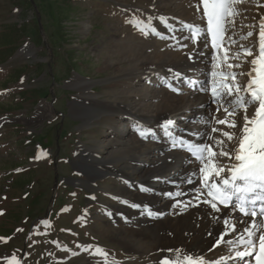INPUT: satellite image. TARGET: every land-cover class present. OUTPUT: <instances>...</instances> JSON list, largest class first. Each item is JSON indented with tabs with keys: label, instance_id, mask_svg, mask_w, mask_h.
<instances>
[{
	"label": "rangeland",
	"instance_id": "obj_1",
	"mask_svg": "<svg viewBox=\"0 0 264 264\" xmlns=\"http://www.w3.org/2000/svg\"><path fill=\"white\" fill-rule=\"evenodd\" d=\"M156 1L0 0V264L149 261L150 255L126 249L129 230L147 234L151 223L144 219L147 210L142 204L124 194L133 186L118 172L143 164H130L126 151L119 150L131 138L148 146L172 143L162 129L153 133L147 123L143 129L153 135L142 138L136 119L125 109L133 102L148 104L156 89L177 95L187 88L173 91V83H164L163 76L143 80L131 66L140 64L154 45L188 58L199 44L207 43L204 38L184 39L191 36L184 24H206L203 5L197 12L199 0H173L162 7ZM233 8L239 13L235 27L229 26L235 43L225 37L224 47L218 41L213 55H208L212 60L206 66L204 87L210 93L212 86L220 88L221 73L248 72L251 65L243 61L253 57L246 56L240 45L251 47L254 54L258 50L264 0H240ZM145 26L161 35H143L138 27ZM13 30L21 32L13 36ZM248 32L253 36L240 39ZM180 43L186 47L180 48ZM130 50L136 58L128 54ZM237 52L241 58L232 59ZM229 63L241 67L229 68ZM248 80L247 75H237L239 84ZM241 95L247 98L243 91ZM210 98L212 122L215 117L242 124L223 109L216 115L217 105L211 94ZM239 117L242 120L243 115ZM175 126L184 132L187 123L179 120ZM212 127L239 131L218 123ZM212 134L227 142L221 132ZM90 162L99 163L100 172L90 169ZM163 198L158 199L159 207ZM176 206L181 208V203ZM179 212L170 210L159 221L180 216Z\"/></svg>",
	"mask_w": 264,
	"mask_h": 264
},
{
	"label": "bare ground",
	"instance_id": "obj_2",
	"mask_svg": "<svg viewBox=\"0 0 264 264\" xmlns=\"http://www.w3.org/2000/svg\"><path fill=\"white\" fill-rule=\"evenodd\" d=\"M170 1L173 0H157L156 2L162 7L170 3ZM185 43H180V48H183V45H186ZM205 45L199 44L191 59L189 58L190 56L184 58L179 56L181 54L162 52L159 50L160 47L157 48L154 45L155 47H152L151 50L148 49L149 51L142 57L140 64L131 66V60L127 62L131 68L136 70L138 76L143 77V80L155 76H163L164 83H173V88L179 89V91H181L182 87L187 88V90L182 89L177 95H170L163 90L156 89L151 91L148 104L141 106L139 103H130L133 107H126L125 113L132 115L140 128H146L147 124H149L151 126L150 130L154 133V131L162 129L161 124L165 120L171 119L175 122V125L179 120H182L186 121L187 128L184 132H181L182 129L179 126L178 128L175 126L176 133L178 132L177 136L192 144L211 142L202 139V137L208 136L209 133L210 135L212 134L211 125H215V122L208 118L211 108L207 102L208 99L211 102V93L208 91L209 93L206 96H201V90L194 89L186 83L187 79L198 80L201 82V86L204 87L206 66L212 60L208 57L212 51ZM128 54L132 58H136L131 50L128 51ZM174 73H181L183 79H173ZM89 102L91 103L92 101ZM115 104L113 103L112 107H115ZM248 111L249 114L252 112ZM238 118H240L239 116L237 120L243 123ZM216 135L212 134L211 136L224 139ZM131 139L125 142L123 145L125 147L123 149L119 148V151H126L124 157L129 158L130 164H143V167L132 168L130 171L120 168L117 171L124 178H127L133 186L130 191H124V194H127L128 198L135 202L142 204L143 208L147 210V219H144L146 223H151V225L148 226L147 234L138 229H130L132 236L130 240L125 242L126 249L134 253L150 255L149 261L144 264H159V261L164 258H168L170 262H175V264H187L185 256L218 260L221 255L225 257L233 256L237 250H240L239 247H233L230 252L224 245L214 247L217 237L222 234L224 229V221L231 217L233 222H235L240 217L229 209L220 206L218 207L221 208V212L214 213L210 205L200 203V201L205 199L210 200L211 197L207 195V192L200 184L201 177L198 172L200 164L193 160L187 149L181 150L179 146L166 145L161 143L162 141L148 146L141 140ZM224 140L226 141V139ZM148 163L150 164L146 168ZM98 164L90 162L88 167L94 172H98ZM193 172H197V175L193 177L194 182L191 184L186 183V177ZM141 185L151 191H141ZM195 189H200L202 192L199 199H193L196 195ZM168 193L173 195L169 196L167 195ZM178 193H183V195H176ZM160 197H164L162 207L158 206ZM177 201H181V208L173 207V204L177 205ZM170 210L175 212L180 210V216L174 214L166 222L163 220L159 221V218L163 215L165 216ZM149 213H156L157 215H150ZM175 228H179V232L175 231ZM232 238L234 237L231 235L225 237V239ZM222 264H240V262L228 259Z\"/></svg>",
	"mask_w": 264,
	"mask_h": 264
},
{
	"label": "snow or ice",
	"instance_id": "obj_3",
	"mask_svg": "<svg viewBox=\"0 0 264 264\" xmlns=\"http://www.w3.org/2000/svg\"><path fill=\"white\" fill-rule=\"evenodd\" d=\"M237 2L240 0H199L196 5L197 12L203 5L202 15L206 18V26L184 24L183 29L191 32V36L184 37V39H193L194 42H198L200 38H204L207 43L212 44L213 48H217V41H219L220 47H224V39L227 37L228 41L234 44L235 41L229 35V26L235 27L234 17L239 13L233 8V5ZM159 20L166 28L172 30V26L168 25L165 17H160ZM138 31L145 36L149 34L161 35L154 27L150 26L138 27ZM209 36L210 40H208ZM251 36H253V32H248L240 39H247ZM240 48L246 56L253 57L250 61H243L251 65L248 72L239 74L230 72L226 75L221 73L220 88L213 87L211 89L212 102L217 105L216 115L220 113L221 109L230 118L238 117L243 112L242 124L231 119L215 120V117L214 122L225 125L229 129L238 128V132L221 131V129L212 127L211 132H221V135L227 138V142L224 139L208 135L202 139L211 142L192 144L183 140L182 137L174 135L175 122L173 120L168 119L161 124L162 130L167 134L172 145L186 147L192 158L200 164L198 169L201 177L200 184L207 195L211 197L210 200L205 199L200 203L210 205L214 213L221 212L218 204L222 205L240 217L235 222L231 217L224 221L222 234L217 237L214 245V247L224 245L230 252L233 247H239L240 250H237L233 256L221 255L218 260L185 256L187 264H222L228 259L238 260L240 264H264V17H261L259 21L257 53L254 54L251 47L240 45ZM224 50L226 62L229 57L227 48ZM231 58L239 60L240 52L234 53ZM227 66L239 68L241 64L229 63ZM237 75H247L248 82L246 84L237 83ZM172 78L183 79L181 73H174ZM228 80H231V83H226ZM186 83L194 89L209 91L208 88L202 87L198 80L187 79ZM172 90L179 92V89L176 88H172ZM242 91L247 95V99L241 95ZM250 108H253V111L249 114ZM138 132L142 138H147V135L152 134L143 128H139ZM225 157L227 160L223 159ZM196 175L197 172L191 173L186 177L185 182L193 183V177ZM140 190L151 191L142 185ZM194 191L196 195L193 199H199L202 192L200 189ZM167 195L173 194L168 193ZM176 195H183V193ZM176 203L179 204L181 201ZM132 206L139 207V205ZM173 207H176V204H173ZM149 214L157 215L156 213ZM17 231L22 230L18 229ZM230 235L234 238L225 239ZM159 264H175V262L164 258L159 261Z\"/></svg>",
	"mask_w": 264,
	"mask_h": 264
},
{
	"label": "trees",
	"instance_id": "obj_4",
	"mask_svg": "<svg viewBox=\"0 0 264 264\" xmlns=\"http://www.w3.org/2000/svg\"><path fill=\"white\" fill-rule=\"evenodd\" d=\"M18 32L20 33L21 30H13V31H12L13 36H16ZM5 43H7L8 45L5 44ZM3 46L8 47V46H9V42H8V41H4ZM8 48H9V47H8ZM9 51H11V50H9Z\"/></svg>",
	"mask_w": 264,
	"mask_h": 264
}]
</instances>
